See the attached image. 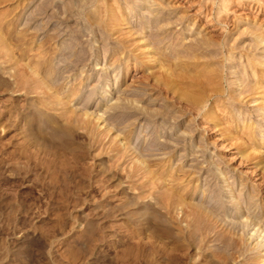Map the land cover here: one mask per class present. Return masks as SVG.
Returning a JSON list of instances; mask_svg holds the SVG:
<instances>
[{
    "label": "rangeland",
    "instance_id": "1",
    "mask_svg": "<svg viewBox=\"0 0 264 264\" xmlns=\"http://www.w3.org/2000/svg\"><path fill=\"white\" fill-rule=\"evenodd\" d=\"M261 34L264 0H0V264H264Z\"/></svg>",
    "mask_w": 264,
    "mask_h": 264
},
{
    "label": "bare ground",
    "instance_id": "2",
    "mask_svg": "<svg viewBox=\"0 0 264 264\" xmlns=\"http://www.w3.org/2000/svg\"><path fill=\"white\" fill-rule=\"evenodd\" d=\"M260 34V33H259ZM262 35V34H261ZM263 36V35H262ZM255 37V36H254ZM264 37V36H263ZM258 38V37H257ZM202 43V42H201ZM259 43H260V41H259ZM254 88V87H253ZM264 253V252H263Z\"/></svg>",
    "mask_w": 264,
    "mask_h": 264
}]
</instances>
